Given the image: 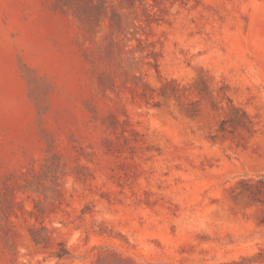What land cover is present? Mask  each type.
Returning a JSON list of instances; mask_svg holds the SVG:
<instances>
[{"label":"rangeland","instance_id":"374dc122","mask_svg":"<svg viewBox=\"0 0 264 264\" xmlns=\"http://www.w3.org/2000/svg\"><path fill=\"white\" fill-rule=\"evenodd\" d=\"M0 264H264V0H0Z\"/></svg>","mask_w":264,"mask_h":264}]
</instances>
